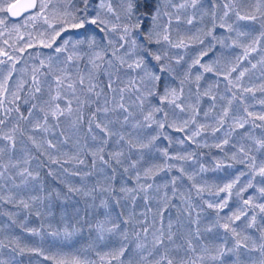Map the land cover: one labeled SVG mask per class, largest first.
<instances>
[{
  "label": "snow or ice",
  "instance_id": "6c2138e0",
  "mask_svg": "<svg viewBox=\"0 0 264 264\" xmlns=\"http://www.w3.org/2000/svg\"><path fill=\"white\" fill-rule=\"evenodd\" d=\"M68 5H70L74 10H69L66 7L63 10L62 17L60 18V29L55 31L53 36V41L55 38L60 36L61 32L66 31L67 28L81 29L84 28L86 23L95 25L101 33H104V38L107 39V43L101 46V42H98L95 34L86 37L85 39H76L72 40L71 37L64 39L63 43L56 47L55 51L57 53L68 51L69 45H71V53L65 58L62 63L65 65L63 69H60L61 74H56L52 71L51 64L45 66L43 61H41V68L48 67L49 72L47 75L53 76V83L55 85L54 89L52 84L48 85L49 99L43 100L41 104L31 103L28 110V116H24L23 113L20 114V119L28 120L33 116V110H38L42 113L43 123L40 122V119H37L36 122L32 125L33 131H43L48 132L50 130L49 118L55 121L58 125L61 117L75 119L72 121L73 126H77L84 122V109H92L93 105H96L93 110L90 111L89 118L87 120L88 132L92 133L93 124L95 128L99 129L103 136L100 138L98 145L89 149L92 159V167L96 168L97 161L102 166L111 170L112 175L109 176L105 174L104 180L106 183L101 184L99 181L90 188L84 187H75L70 183H65L67 187V193H61L59 190H54L53 192L48 193L47 196L33 195L29 196L28 199H24L22 196L17 199L16 195L12 194L11 191L7 197L0 195V202L13 205H22L24 209L29 211V214H32V209L34 205H44L45 200H51L52 196H55L57 201H60V219L63 222L62 228L52 229L48 235L53 237L54 242H58L63 245H72L75 248L74 238L81 235L85 230L91 234L93 230L97 233V238L104 240V233H114L120 229V222H118L119 217L113 218L112 208L109 204V197L114 199L116 205L121 204V199L130 200L135 204L138 197L142 194V199L145 201V206L148 202L153 200L155 197L151 194L153 191L159 193L161 190V185L155 183V177L158 176L161 172L171 171L172 169H177L182 175L187 176L189 181H194L196 173H188L183 166L177 167L176 164L168 163V161H187L193 159L194 153L180 155L176 154L170 156L167 148L162 150V155L165 157V162L163 164L151 163L150 156L151 153H146L145 150H151L155 146V141L160 138V135L163 133H157L152 135L146 141L136 137H132L131 133L127 135L121 133L117 130H114L110 125H113L119 121L107 119L109 112L121 111L124 113L123 120L121 122V127L124 124H127L129 117L132 116V112L129 111V107L125 105V93L130 92L136 96V101H138V107L140 111L144 112L145 104H149L150 110L143 115V123L137 121L132 127L141 128V127H151L152 124H155L158 129H164L167 127H175V130L178 132H184L189 128V125H196L194 130L190 131V135L187 136L188 140L195 142V138L200 136L203 131H205L209 125L199 124L196 120V117L199 115V110L196 105L199 104L200 95L210 96V99L213 101L209 111L204 112V116L208 117L209 112L212 111L216 105L215 101L216 96L211 95V85L209 90L204 93L199 92L200 84L199 82L203 79V73L197 72L195 75L196 83V105H188L191 108V115L188 119L184 120L180 125H174L167 123L169 113L165 111L163 105L168 104L174 109H179L181 113L186 111V107L183 101L184 87L186 81L192 76V69L199 66L203 69L204 72H213L214 69L209 64L201 63V60L204 56L208 55L209 51H212L216 45L221 47H231V46H240L244 48L243 58H247L249 52L257 51L258 45L261 44V41L264 40V0H256L254 7L250 11H244L243 14L241 10H237L236 6L231 2H226L223 4V13L217 17L215 8L210 12L203 10L200 17L201 21L205 15H209L211 18V27L204 29H197L196 32L191 33L187 36L189 42H194L196 44L204 45L207 41V48L202 49L198 56L192 59L191 63L188 65V68L184 72L183 79L180 80V87H171L167 78L163 75L168 73L170 77L175 79V69L170 66L169 62L172 57H169L167 51L157 50L155 52L151 51L148 47L153 43L156 45H167L170 48H187L189 45L185 43V39H180L179 42H173L171 38V26L173 22V13L166 10V6H171L177 10L175 19L179 21L181 16L179 14L180 10H185L187 8L197 9L201 6V0H183L182 3L173 4L172 0H120L119 7L113 8L111 0H100L99 10L93 8L90 0H78L80 4L83 5V8H75L72 5V0H67ZM164 3L165 7L161 6V3ZM37 7V0H29L28 3H8L7 0H0V13H10L12 16H18L21 10H27ZM48 7L47 4H39L41 12ZM90 10H95L96 14L91 19H85ZM77 13H82V15H77ZM230 13L233 14L237 21L246 20L250 21L251 25L248 26L247 31H241L238 26L234 23H230L231 19ZM39 14V13H38ZM167 17L166 22L161 23L162 19ZM195 12L192 16L188 17L186 23L191 25L195 19ZM151 21V27L143 29L142 26L145 21ZM45 23H48L47 17H45ZM5 24V20L0 18V25ZM65 25L67 27H65ZM255 25H259V35L252 36L253 32L256 31ZM49 27H53L49 23ZM219 27L224 29L227 33L235 32L237 38L242 36L252 37L251 42L247 45H237L236 40L232 41V45L226 43V41L232 39L231 36H217L215 35V29ZM115 33L118 38H112L110 34ZM142 37V40H141ZM45 47H52L51 43L45 44ZM31 47V45H29ZM87 51H84V49ZM23 51V49H21ZM142 51L148 56L152 57L158 64V72L152 70L143 55L138 53ZM0 55H8L5 52H0ZM136 55V59H133V56ZM84 57H87L88 64L91 65V70L87 72V77L85 75L77 73L74 78L72 73L68 71V66L72 62H77ZM9 59H13L9 56ZM51 60V57L49 58ZM184 59L182 55H179L175 58L176 64ZM238 60L240 58H237ZM131 61V62H129ZM5 61H0V64H4ZM261 65H264V58L260 61ZM238 66V64H237ZM234 66L230 71L224 75V78L228 81V91L231 92V98L227 100V106L223 107L219 115L215 118L216 126L212 127V134L215 136L217 132H220L222 129L223 137L219 139L218 143H215V147L224 151V146L230 143L231 137L237 129L244 128L245 124L249 121L243 117L232 116V123L227 129L224 128L225 124L228 122L229 114L232 111L233 101L239 99L243 103V94L252 93L253 97L255 96V91H260L264 93V82H262L258 87H245L241 81L245 76L246 72L249 69L245 68L243 71H240L239 74L235 77V80L230 79L231 72L236 71ZM253 69L257 67L256 64H252ZM122 68H127L128 71L134 72L138 71V77H129L127 80H122L119 76V73ZM14 70V69H13ZM103 70V74L107 76V83L101 87L99 83V75ZM34 73H40V69H34ZM142 73V75L140 74ZM12 71L8 72V75L4 77V83H0V89L7 91L5 84L7 80L11 77ZM217 75L221 73L217 72ZM115 77V79L113 78ZM87 78V86L85 87V79ZM42 81L38 78L37 75L32 77V87L30 88V99L32 101L39 100L40 96L38 94L42 93ZM123 85L121 87L120 85ZM79 87L80 95H77V89ZM162 88V94H159V90ZM233 88L239 90L240 95H237L236 91H233ZM99 89V90H97ZM191 91V90H190ZM112 94V103L113 106L108 107L109 99L108 94ZM70 94V96H69ZM116 94H119V99H116ZM81 96L84 98L82 99ZM103 96L104 101L103 105L99 103L101 97ZM160 101L159 105H152L149 101V97H157ZM15 100H19L20 97L17 94H14ZM220 99H224L223 96ZM64 101L63 106L60 101ZM179 101V102H178ZM258 103L264 105V99L257 101ZM25 104H29V99L24 100ZM0 104H3V101L0 100ZM75 104V107H74ZM19 112V107L15 109ZM10 112L11 109H8ZM244 112L247 113L248 117H253L254 113L248 111V108H244ZM99 114H103L107 119V123L100 121ZM157 114H161L160 119H157ZM257 119L264 121V115H259ZM4 124V119H0V125ZM254 127H264V125H254ZM17 129H13L15 132ZM63 136L64 134L61 133ZM116 137L115 143L118 146L127 145L129 151L136 149L138 151V158L131 160V162L125 166L124 158L125 151L121 146L118 150L111 151L107 150L110 140ZM4 140L9 141V145L0 146V157H2L7 151L15 149V137L13 135H5L2 137ZM168 139L171 143V138L168 136L164 137ZM92 139L95 141L97 137L92 136ZM250 139L252 140L251 145H245L241 143L238 152L240 156H237V152H233L231 159L237 161L238 163L245 164L250 174V179L246 184L240 185V179L246 173L241 172L239 175L235 176L230 182L224 183L223 186H217L215 192L210 194L219 196L220 193H225L226 195L219 199L218 201H208L205 200L204 203L209 209L216 210L217 219L214 222L213 226H210L206 231L211 232L213 227L219 226L224 229L225 233H231L234 238V244L232 247L227 246L225 241L219 245H207L201 244L199 249L194 245L191 238L186 239L187 248L183 249V245L175 244L174 236L176 235L172 231V221L169 220L167 225V233H165L163 228V214L167 210L171 199L175 198L179 193L177 187V181L180 177L173 176L170 181L165 183L163 187L167 189L171 186L172 196L169 197L168 192L165 191L163 196L159 197V207L156 212V216L161 217V227L155 229L153 232V245L152 251L148 252V255H153L154 252H157L161 247L163 252L158 253V258L154 260H147V257L142 255L141 252L145 248V245L142 243H136L134 249H132L133 256L139 255V261H136L135 264H243L241 260L240 249L244 248L248 251H258L260 253V259L254 261L253 264H264V223L260 226V243L257 244L251 236L244 235L243 240L240 239L241 232L247 228H253L257 225L258 216L264 217V203L258 202L261 198H264V186L258 187L256 191L259 193L258 196L253 195L247 198H244V193L249 189L255 187L253 181L257 176L261 178V184H264V135L260 137H254L250 133L245 132L241 136V140ZM34 147L37 151H40L41 155H48V159L51 163H60L58 159L52 157L48 153L47 149H57L58 144L53 143L52 140H45L43 143H40L36 140L35 136H29ZM60 143H67L66 140L61 141ZM179 143L183 144L184 141L180 140ZM44 144L47 145V148H44ZM207 146V145H205ZM235 148L236 145L234 144ZM43 149V151H41ZM254 153L259 154L258 156ZM67 155V153H65ZM107 157V158H106ZM38 159L36 157H33ZM72 160H75L78 164L83 165L85 161L79 158V154L73 155L68 160H65L64 163H70ZM141 161H145L147 166L143 167L142 170L138 168V165ZM122 167L125 174H129L128 178L135 181L134 187H128L123 185L119 188V192L123 194L121 197L116 198L115 193L116 189L113 186V181L115 180L116 168L113 167V163ZM25 164L29 163V159L24 160ZM42 166V165H38ZM63 167V165H61ZM224 166L222 161H217L214 166L215 169H220ZM16 164H12L11 160L9 164L0 163V181L11 180L13 188H19L21 185H27L29 180H39L40 172L30 171L27 167L20 170L16 175L21 177V184L15 183V178L9 172L10 168H15ZM231 167V165H228ZM204 165H200L199 172L203 173L208 171ZM64 172H68L67 168H63ZM101 172H104V167L100 169ZM52 175V172L48 173ZM72 175L80 176L81 173L74 172ZM91 172L84 173L83 176H90ZM143 181V182H142ZM152 181V182H149ZM63 183V181H62ZM3 185H0L2 187ZM192 188L196 189V194L201 196L205 191H209V186L205 183L204 185H198L196 183L192 184ZM235 191L236 197H238V206L235 210H232L230 215L220 216V212L225 208L229 207V198L233 195V190ZM68 193L75 195H82L85 198H90L91 203H87L86 207L81 209L80 207L73 206L71 208L72 215L69 216V209L66 206L70 197ZM99 194V204H96V200ZM183 198L184 193H179ZM187 207L184 211L188 212V215L191 216L189 211L192 208L190 202V197L186 201ZM47 215H53L52 209L54 205L49 203L47 206ZM91 209V212H89ZM101 210H103L101 212ZM258 210V211H257ZM151 211V209H149ZM83 212V215H81ZM99 213L103 215L104 219H96L95 223L88 220L89 215H96ZM251 213V215H249ZM9 217H12L11 213H7ZM37 217H42L45 215L44 212L37 210L35 211ZM119 215H123L120 213ZM199 215V214H198ZM244 218V225L240 231L237 230L235 226L236 221H240ZM26 219V218H25ZM132 215H129L128 219H124L122 222L127 225L131 222ZM75 221L70 223V221ZM223 221V223H221ZM13 224H16L17 221L13 220ZM198 221H192V223H197ZM155 223V220L153 221ZM110 224L111 227H107ZM25 232L33 235L40 236V230L36 228H29L26 226L24 221H21L18 224ZM51 228V225H49ZM142 231L147 235L149 229L147 227L143 228ZM200 230L196 229L195 236L197 239H200ZM121 236L124 241L128 240V234L125 230L121 233ZM135 236L139 240L140 232H136ZM41 239L43 237L41 236ZM165 239L169 242V245H165ZM252 240L251 247L245 241ZM10 243H13L15 246L12 248L13 252H17L22 255L25 252L37 253L44 256L45 260H52L54 264H95L93 261H89L83 258V253L87 252L92 245L81 246L75 248L74 251L63 253L62 255L57 253L54 255H46L40 247H31L28 244L21 246L20 237H13ZM7 247L2 240H0V248ZM181 250H184L188 255L187 258H181L179 261L176 260L175 256L171 255L173 251L179 253ZM129 251L128 245L121 243L118 248L113 249L110 253H106V256H110L111 261H116L117 264H134L133 259L130 257L127 260L122 259L125 256V253ZM99 255V253H97ZM101 260L105 259V256H100ZM15 258L9 261L0 259V264H14Z\"/></svg>",
  "mask_w": 264,
  "mask_h": 264
},
{
  "label": "trees",
  "instance_id": "16d2710c",
  "mask_svg": "<svg viewBox=\"0 0 264 264\" xmlns=\"http://www.w3.org/2000/svg\"><path fill=\"white\" fill-rule=\"evenodd\" d=\"M9 1L10 0H8L7 2ZM91 1V3H95L97 0ZM112 1L113 0H111V3ZM230 1L233 4L235 2V0ZM62 2L63 10L66 7H68L69 10H74L70 5H68L67 0H62ZM206 2V10L210 12L213 8H215L218 17L219 12L217 10V6L222 5V3H226V0H206ZM72 5H74L75 8H82V4H80L78 0H72ZM253 7L254 6L252 5H247L245 9H241L240 7L236 6V9L241 10L243 14L244 11H250ZM62 13L60 14L62 15ZM30 14L31 12L25 13L20 18L13 20L9 19L6 16V13H0V18H3L5 20V24L0 25V52H5L8 54L0 55V61H5L4 64H0V83H4L2 77H5V74L7 76L10 70L12 71L11 75L17 76V79H19L20 81L19 85L16 86V89L11 92L8 91L7 87V91L0 89V100L3 101V104H0V119H4V124L0 125V146H7L10 143L9 141L2 138L5 135H13L15 137L16 143L15 149L7 151L2 157H0V163L7 164L8 161H6V159L8 158L9 162L11 160L12 164H16V167L9 169V172L12 176H14L15 182H20V184L21 177L16 175V173H18L23 168L27 167L30 171L40 172L39 180L33 181L30 179L27 185H21L19 194H16L14 189H12L11 193L16 195L17 199H19L21 196L24 199H28L29 196L33 195L47 196L48 193L53 192L54 190H59L61 193H67V187L65 186V183H70L75 187H81L83 185L84 187L90 188L95 185L97 181H99L101 184L106 183L104 180L105 174L109 176L112 175L111 170L106 168V166H102L99 161H97L96 168L92 167L93 157L90 155L89 149L98 145L100 138L103 136V133H101L99 129L95 128V124H93L92 126V133L88 132L87 120L89 118L90 111L93 110L96 105H93L92 109H88L87 107L84 109L83 123L77 126H73V123L71 124V127L74 128V130L71 131V134L74 135V142H69L70 145L68 146H64V143H60L64 140H66L68 143V140L70 139L69 136L65 137V135H61L62 131H60L58 127L60 121L57 125L55 121L49 118V125L51 126L50 130L42 134L41 131L34 132L32 129V125L36 122L37 119H40V122L43 123L42 113H40L38 110H33V116L28 120L20 119L21 113H23L24 116H28V110L31 103L41 104L43 99H49V97L40 98L39 100L35 101H32L30 99V88L32 87V77L34 74L38 77L44 75L45 77L49 78L50 84H52L53 89L55 87L53 83V76L47 75L49 69H46V67L41 68L42 60H39L36 57V60L39 63H29L31 62V58H29V54L27 53V51L39 52L44 47L45 44H40L37 42L32 43L30 41L27 42L28 39H34L39 35L44 36L41 34V32L44 33V27L32 24L26 25L21 27L23 33H20V27L18 30L14 29L13 27L11 28L10 26L8 27V25L11 23H20L23 18H26ZM77 15H82V13H77ZM230 17L231 19L229 21H232V16ZM85 19H90L89 14L87 15V17H85ZM166 19L167 17L163 18L162 20L165 21ZM204 23V29L211 27V18L209 15L206 16ZM233 23L238 26L241 31H247L248 26L251 25V22L246 20L237 21L235 19ZM148 27H151L150 20L145 21L141 31L143 32V29ZM255 28L256 31L253 32L252 36L259 35V25H255ZM3 29L4 32L2 33ZM81 30L84 33L86 31H92V33L96 34L100 32L95 25H91L89 23H86L84 28H81ZM214 34L217 36H231L232 39L226 41V43L229 45H232L233 40H236L237 45H247L251 42L252 39V37L249 36H242L237 38L236 33L229 34L224 29H221L219 27L215 29ZM29 45H31V47H29ZM204 45L205 47H203V49L207 48V41ZM148 47L151 51L154 52L156 44L153 43ZM256 47L257 51L249 52L247 58H243V47L231 46L229 48H226L221 47L217 44L216 47L212 51H209L208 55L204 56L201 60V62H208L207 57L213 55L215 51H218L217 57L220 56V58H222V62L221 59L216 57V61L214 63H203L211 65L214 71L204 72L203 69L199 68V66L192 69V76L183 85L184 93L188 94L193 92L196 96L197 89L195 83V75L197 74V72H200L203 73V79H201V81L199 82V92L202 94L205 91H208L209 86L211 85V95L217 97L215 101L216 107L209 112L208 117L204 116V112L209 111L213 103V101L210 99V96L200 95V99L207 100V103L201 102L200 99L198 105H196V102L194 103V105H196L199 110V115L196 117L197 122L199 124L209 125V127L205 131H203L200 136L195 138V142H193L192 140H188L186 135H190V131L194 130L196 125H189V128L184 132H178L175 130V127L167 126L161 130L158 129L155 124H152L151 127L147 128L149 129L156 127L158 130L157 133H163L162 135H160V138L155 141V146L151 149L149 162L163 164L165 162V157L162 155V150L165 148H167L170 156H174L176 154L186 155L194 153L195 155L193 159L187 161H168V163L176 164L177 167L183 166L185 170L190 174L196 173L194 181H189L187 176L182 175L177 169L174 168L171 171L161 172L158 176L155 177V183L161 185V190L159 193H155L154 191L153 193H151L155 198L148 202L147 206H145V201L142 199V194L137 198L135 204H133L130 200L121 199V204L116 205L114 203V199L112 197H109V204L112 208V216L113 218L119 217L118 222H120V229L111 234L105 232L104 240H100L97 238V233L95 230H93L91 234H89V232L85 230L81 235L75 237V248L87 246L89 244L92 245V247L87 252L83 253V258L89 261H93L95 262V264H109L111 257L106 256L105 254L110 253L113 249L118 248L121 243H124L128 245L129 251L125 253V256L122 257V259L127 260L131 257L135 264L136 261H139L140 256H133L131 250L135 248L136 243L138 242L145 245V248L142 250L141 254L146 256L147 260L151 261L158 258V253L163 252L162 247L157 252H154L151 256L148 255V252L152 251L153 232L155 231V229L161 227V217L155 215L159 207V197L163 196L165 191L168 192L169 197L172 196L171 186L165 189L163 185L170 181L171 177L173 176L180 177V179L177 181V187L179 189V193H184L185 195L182 198L178 193L175 198L171 199L167 210L164 211L162 221L165 233H167V225L169 223V220H171L173 224L172 231L176 234L174 236L175 244L183 245V249L187 248V238H191L194 245L197 246L198 249L201 244H207L211 246L222 244L225 241L227 242L228 247L233 246L235 242L234 238L232 237L231 233H225L223 228L215 226L213 227V230L211 232L206 231L208 227L213 226L214 222L217 219V216L216 210L207 208V205L204 203V201H218L219 199L224 197L226 195L225 193H220L219 196H215L210 193L215 192L217 186H223L224 183L230 182L241 172H245L246 174L241 177L240 185H238V187L246 184L250 179V174L248 173L246 165L238 163L237 161L231 159V157L233 152H237V156H240L238 148L241 143H244L246 146L252 144V140L250 139L241 140V136L245 132L250 133L254 137H260L261 135H264V127H254V125H264V121L256 118L259 115H264V105L257 102L261 99H264V93L257 90L255 91L254 97L252 93H244L243 103L239 99H237V103L232 105V111L229 114L228 122L225 124L224 128L227 129L232 123V116L246 118L249 122L245 124L244 128L237 129L236 132L233 133L230 143L224 146L223 152L220 149L216 148L214 145L215 143L219 142L220 138L223 137L224 130L222 129L214 136L212 134V127L216 126L215 118L219 115L222 108L227 106V100L231 97V92L227 90L229 87L228 81L224 78V75H226L232 67L237 66L238 64V66L236 67V71L231 72L230 79L233 80H235V77L239 74L240 71H243L245 68L249 69V71L246 72L241 81V83L245 87H258L262 82H264V65H261L260 63L262 58H264V40H262L261 44ZM21 49H23V51H21ZM139 53V55H143L145 57L148 63L150 60V56L142 51H140ZM199 53L200 51L196 55L198 56ZM25 55H27V58H24ZM196 55H192L193 58H195ZM9 56H11L13 59L10 60ZM188 56L192 61V56ZM85 58L86 57L77 61L76 63H73L75 71H71V73L74 78L76 77L78 72L87 77L88 71H83V67L85 65V63L83 62L85 61ZM237 58L240 59L238 60ZM27 60L30 61L27 62ZM77 63H79V66L76 67ZM168 63L171 64L170 61ZM43 64L47 66L46 63L43 62ZM154 64H156L154 71L158 72V64ZM189 64L190 63H180L179 67H175L177 69V72H179L181 68L183 70L182 72L180 71V73H174L175 79L170 77L168 73L163 74L165 78H167L171 87H176L177 89H179L180 80L183 79L184 72L188 68ZM252 64H256L257 67L253 69L251 67ZM20 66H22V72L24 73L23 75H21L23 79H20ZM61 66L62 65L58 64V66L55 69H52V71L55 73L58 72L60 69L64 68ZM34 69H40V73H34ZM217 72L221 73V75H217ZM120 73L122 74L121 76L125 78V80H127L129 77H133V72L128 71L127 68H122ZM113 78L115 79V77ZM87 83L88 81L86 78L85 87L87 86ZM99 83L101 87H103L107 83V76L103 74V70H101V73L99 75ZM120 86L123 87L122 84ZM233 91H236L238 96L240 95L238 89L233 88ZM14 94L19 95L20 99L15 100ZM126 94H129L130 96H125L124 102L126 101V99H128V97L134 98L135 96L130 92H126L125 95ZM159 94H162V88L159 90ZM116 96H118V100L119 94H116ZM221 96H223L224 99H220ZM81 98L83 99L84 97L81 96ZM111 98L112 94L109 93L108 107L110 108L113 106ZM195 98L197 99V97ZM25 99H29V104L24 103ZM103 101L104 98L102 96L99 103L103 105ZM149 101L152 105L160 104L158 96L149 97ZM60 103L63 106L64 101L62 100L60 101ZM167 106L173 108L172 106L165 104L163 105L165 111ZM17 107H19V112L15 110ZM245 107L248 108V111L254 113L253 117L247 116V113L244 112ZM8 109H11V111L9 112ZM149 110L150 106L146 103L144 106V112L142 113L140 111L137 118L143 121V115L146 114ZM173 111H175L174 108ZM117 113L118 111L115 113L109 112L107 119L114 120ZM190 115L191 109L189 112H180L178 113V115L170 116L171 120H168L167 123L180 125L184 120L188 119ZM160 117L161 114H157V118L160 119ZM74 119L75 117L73 116L72 121ZM99 119L100 121L106 123L103 114H99ZM134 120L135 119H133V121ZM136 121L138 120L136 119ZM115 124L117 125L118 123ZM14 128L17 129L15 132L13 131ZM93 135L97 137L95 141L92 139ZM154 135L156 134L154 133ZM29 136H35L36 140L40 143H43L45 140L50 139L53 141V143L58 144V150L47 149V151L52 155L53 158L58 159L60 163H51L48 159V155H41L40 151H37L31 140H29ZM165 136L171 138V143L168 139L164 138ZM113 139L114 137L110 140L109 145L107 146V150L115 151L122 146L125 151V166H127L131 162V160L138 158V151L136 149H132L131 151H129L127 145L118 146L113 142ZM180 140H183L184 143H179ZM234 144L236 145L235 148L233 147ZM44 148H47L46 144H44ZM41 151H43V149H41ZM65 153H67V155H65ZM77 153L79 154V158L85 161L83 165L78 164L75 160H72L70 163H64L65 160H68L70 157L76 155ZM254 154L258 156L259 162V154ZM33 157H36L38 159H35ZM25 159H29L28 164L24 163ZM217 161H222L224 166L220 169L214 170V166ZM112 163L113 167L116 168L115 180L112 183L116 189L115 196L116 198H119L123 195L119 192V188L123 185L134 187L135 181L128 178L129 174H125L122 167L115 165L114 162ZM201 164L209 170L203 173L199 172V167ZM38 165L42 166L38 167ZM61 165H63V167ZM228 165H231V167H228ZM145 166H147L146 162L141 161V163L138 165V168L142 170ZM102 167H104V172L100 171ZM63 168H67L68 172H64ZM49 172H52V175H49ZM74 172H79L81 173V175H72V173ZM89 172H91L92 175L83 176L84 173ZM10 181L11 180L0 181V185H3L2 187H0V195H3L5 197L9 195L10 190L7 188V183ZM193 183H196L198 185H204L206 183L209 186V191H205L201 196H198L196 194V189L192 188ZM253 183L255 187L249 188L243 194L244 198L253 195L258 196L259 193L256 191V189L258 187L264 186V184H261V178L259 176L255 178ZM235 191L236 190L234 189L233 195L229 198V207L221 211L220 216L223 217L225 215H230L231 211L235 210V208L238 206L239 201L238 197H236L235 195ZM68 195L70 197V200L68 201L66 206L69 209V216L72 215L71 208L73 206H77L83 209L86 207V201L87 203H91L90 198H85L82 195H75L71 193H68ZM189 197L192 204V208L189 209V211L191 212V216L188 215V212L184 211V209L187 207L186 201ZM258 202L264 203V198H261ZM49 203H52L54 205L52 209L53 215L51 216H48L46 214V206ZM96 204H99V194L96 200ZM149 209H151V211H149ZM37 210L44 212L45 215H43L42 217H37L35 215V211ZM102 211L103 210H101V212ZM89 212H91V209H89ZM7 213H11L12 217L10 218ZM60 213V201H57L54 195L52 196L51 200H45L43 206L34 205L31 215L29 214L28 210L23 208L22 205H13L0 202V240H2L5 245H7V247L0 248V259L9 261L15 258L14 264H54L52 260H45L44 256L37 253L25 252L24 254L20 255L17 252H13L12 248L15 245L13 243H10L13 237H20L21 246H23L24 244H28L31 247H40L43 252L49 256L57 253L62 255L63 253L74 251L75 248L72 245H63L58 242H54L53 237L48 235V233L52 229L62 228L63 222L60 219ZM120 213H123V215H119ZM130 214L132 215L131 222L125 225L122 221L124 219H128ZM81 215H83V212H81ZM249 215H251V213H249ZM87 219L92 221V223H95L96 219L102 220L104 219V217L103 215L97 213L96 215H89ZM13 220H16L17 223L13 224ZM154 220L155 223H153ZM21 221H24L26 223V226L29 228H36L40 230V236H33L25 232L21 227L18 226ZM192 221L198 222L192 223ZM74 222V220L70 221V223ZM221 223H223V221H221ZM262 223H264V217L258 216L256 227L244 229V231L241 232L240 239L243 240V236L248 235L251 236L257 244H259L260 226ZM49 225H51V228L49 227ZM243 225L244 218H242L240 221H236L235 223L238 231L243 228ZM107 227H111V225L108 224ZM145 227L149 229L147 235H145L142 231V229ZM197 228H199L200 230V239H197L195 236ZM125 230L128 234L127 241H124L121 236V233ZM136 232H140L139 240H137L135 236ZM41 236L43 237V239H41ZM245 243H248L251 247L252 240L245 241ZM165 245H169V242L166 239ZM240 252L243 264H253L254 261H258L260 259V253L258 251H248L247 249L241 248ZM97 253H99V255H97ZM171 255L175 256L176 260L179 261L181 258H187L188 254L184 250H181L179 253L173 251ZM100 256H105V259L101 260ZM111 264H117V262L111 261Z\"/></svg>",
  "mask_w": 264,
  "mask_h": 264
},
{
  "label": "rangeland",
  "instance_id": "374dc122",
  "mask_svg": "<svg viewBox=\"0 0 264 264\" xmlns=\"http://www.w3.org/2000/svg\"><path fill=\"white\" fill-rule=\"evenodd\" d=\"M8 1V0H7ZM11 1V0H10ZM9 1V2H10ZM90 2H92L90 0ZM183 0H172V3L173 4H179V3H182ZM226 2H231L230 0H226ZM41 3V0H37V7L31 11V14L29 16H27L26 18H23L20 23H11L8 25V27L10 26L11 28L13 27L14 29L18 30L19 27H20V33H23V30L21 27L23 26H26V25H39V26H43L44 27V33L41 32L42 35L44 36H37L35 37L34 39H28L27 42H37V43H40V44H48V43H51L52 44V47L49 48V47H43L39 52L38 51H27V53L29 54V58H31V62H29L27 60V62L29 63H39L37 60H36V57L39 59V60H42L44 63H46V65H49L51 64V68L52 69H55L58 64L59 65H62L61 67H65L64 64L62 63V61L65 60V58L71 53V45H69V49L68 51H65V52H60V53H57L55 51L56 47L60 46L62 43H63V40L64 39H67L69 37L72 38V40H76V39H85L86 37L88 36H91L93 34H95L96 36V39L98 42H101V46H103L104 44L107 43V39L104 38V33H101L99 32L98 34L96 33H92V31H86L85 33L82 32L81 29H73V28H67L66 31H63L61 32L60 36L56 37L55 38V41H53V36L55 35V31H58L61 27L60 25V18L62 17V15L60 13H62L63 11V2L62 0H43V3L47 4L48 7H46L43 12H41L40 8H39V4ZM119 3H120V0H113L112 1V6L113 8H117L119 7ZM256 3L255 0H235L234 4L235 6L237 7H240L241 9H245L247 5H252L254 6V4ZM93 5V8L96 9V10H99V4H100V0H97L95 3H91ZM217 5V3H216ZM162 7H165L164 3L162 2ZM206 6H207V2L206 0H201V6H199L197 9H191V8H187L185 10H180L179 14L181 16V19L179 21H177L175 19V15L177 14V10L172 8L171 6H166V10L173 13V22H172V26H171V29H170V32H171V38L173 40V42H179L180 39H185V43H187L189 46L187 48H170L168 47L167 45H156V48L154 49V52L157 51V50H160V51H167L168 52V55L169 57L172 56V59L170 60V66L174 69H176L175 67H179V64H176L175 62V58L179 55H182L184 57V59L180 62V63H191V58L188 56V55H196L199 51H201L203 49V47H205V45H200V44H196L194 42H189L187 40V36L190 35L191 33H194L196 32L197 29H200V28H204V21L206 19V16H204L203 20L201 21L200 17L202 15V12L203 10H206ZM217 10L219 12V15H222L223 13V3L222 5H218L217 6ZM82 8H83V5H82ZM195 12V19L193 21V24L189 25L186 23V20L188 17L192 16L193 13ZM39 13V14H38ZM89 16H90V19L92 17L95 16L96 12L95 10H90L89 11ZM59 15V16H57ZM219 15H218V18H219ZM230 16H232V21H229L230 23H233L235 21V16L233 14L230 13ZM45 17H47L48 19V23H45ZM167 20V19H166ZM166 20H162L161 23H164L166 22ZM49 23L53 26V27H49ZM65 27H67L65 25ZM94 27V26H92ZM99 31V30H98ZM4 32V29L2 30V33ZM235 32H232V33H229V34H234ZM110 36L112 38H118L116 36L115 33H112L110 34ZM38 45V44H37ZM226 48H229V47H226ZM84 51H87V49L85 48ZM37 54H36V53ZM141 54V53H139ZM218 55V51H215L213 55H210L209 57H207V61L208 62H211V63H214L216 61V57ZM197 56V55H196ZM51 57V60L49 59ZM24 58H27V55L24 56ZM193 58V56H192ZM219 59H221V62H222V58L217 57ZM133 59H136V55L133 56ZM208 62H201V63H208ZM73 63H76V62H72L69 64L68 66V71L71 72V71H75V68L73 66ZM85 63L84 67H83V71L84 70H87V71H90L91 70V65L88 64V60H87V57L85 58V61L83 62ZM150 64H148V66L154 70L156 64L154 63H157L154 59H152V57H150V60L149 62ZM168 63V62H167ZM219 63V62H218ZM153 65V66H152ZM79 66V63H77L76 67ZM48 67H46L47 69ZM63 69V68H62ZM138 71H134L133 72V77H138ZM180 71L182 72V68L180 69ZM177 72V69L175 70V73H180ZM60 71L56 72V74H61L59 73ZM228 73V72H227ZM24 73L22 72V66H20V79H23V77L21 75H23ZM120 74V77L122 80H125L124 77H122L121 73ZM142 75V73H140ZM177 75V74H176ZM6 76V74H5ZM178 76V75H177ZM18 77L15 76V75H11V77L7 80L6 82V85L5 87H7L8 91H13L16 89V86L19 85V79H17ZM43 83H42V93L41 94H38L40 96V98H46V97H49L48 96V91H49V88H48V85L50 84V79L45 77L44 75L43 76H39L38 77ZM48 79V80H47ZM2 80H4V77H2ZM77 95H79V88L77 89ZM70 96V94H69ZM125 96H130L129 94H126ZM195 94L192 92V93H188V94H183V101H184V105L186 107V111L189 112L191 108L188 107V105H194V103L196 102V98H195ZM118 98V96H116V99ZM231 98V97H230ZM112 99V98H111ZM45 100V99H43ZM134 101H136V96L133 97H128V99H126L125 101V105L126 107H129V110L130 112H132V116L129 117V121L127 124H124L123 127H121V122L123 120V116H124V113L121 112V111H118V113L116 114V118L118 119L119 118V121L121 122H117L118 124H113V125H110L114 130H117L121 133H124V134H128V133H131L132 134V137L135 139L136 137H139L140 139H143V140H147L148 138H150L152 135L157 134V128L154 127V128H149L147 129L148 127H141V128H133L132 125L135 124L137 121H141L143 123L142 120H140L139 118H137L139 116V113H140V108L137 106L138 105V101L134 103ZM201 102L203 103H207L208 101L207 100H202L200 99ZM179 102V101H178ZM236 100L233 101V104H236ZM166 111L169 113V117H168V120H171L170 119V116H173V115H178V113H180V110L179 109H175V111H173V108H170L169 106L166 107ZM73 118V117H72ZM72 118H66V117H61L60 118V123L58 125L60 131H62V133L65 135V137L69 136V140H68V143H64V146H68L70 145L69 142H74V135L71 134V131L74 130V128H72L71 124H72ZM116 118H114V120H116ZM133 119H135L133 121ZM158 119V118H157ZM104 120L106 121L107 123V119H105L104 117ZM147 129V130H146ZM42 134H44L45 132L41 131ZM188 136V134L186 135ZM179 137V136H178ZM114 143H115V140H116V137H114L113 139ZM146 153H151V150H145ZM6 161H8L7 164H9V159L7 158ZM20 163V161H19ZM11 169V168H10ZM16 184H20V182H15ZM7 188L12 192V189H14L15 193L16 194H19L20 193V189L21 187L19 188H13L12 187V181L8 182L7 183ZM61 215V213H60Z\"/></svg>",
  "mask_w": 264,
  "mask_h": 264
},
{
  "label": "water",
  "instance_id": "95a60500",
  "mask_svg": "<svg viewBox=\"0 0 264 264\" xmlns=\"http://www.w3.org/2000/svg\"><path fill=\"white\" fill-rule=\"evenodd\" d=\"M29 0H11L10 2L8 3H20V4H25V3H28ZM35 8H31V9H27V10H21L20 11V14L18 16H12L10 13H6V16L9 18V19H18L20 18L23 14L25 13H28V12H31L33 11Z\"/></svg>",
  "mask_w": 264,
  "mask_h": 264
}]
</instances>
